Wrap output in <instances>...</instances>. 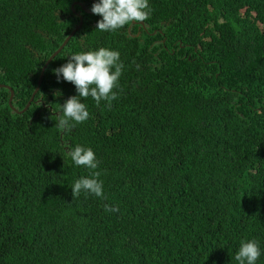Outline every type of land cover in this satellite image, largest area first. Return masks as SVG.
Listing matches in <instances>:
<instances>
[{
    "label": "trees",
    "instance_id": "obj_1",
    "mask_svg": "<svg viewBox=\"0 0 264 264\" xmlns=\"http://www.w3.org/2000/svg\"><path fill=\"white\" fill-rule=\"evenodd\" d=\"M92 4L0 0V84L23 92L14 112L0 88V264H237L253 238L264 264V0H149L129 32L96 31ZM76 12L41 84L60 103L24 110ZM101 47L124 65L118 99L83 100L89 118L62 132L76 91L53 70ZM76 145L95 153L104 198L72 199L89 174L65 155Z\"/></svg>",
    "mask_w": 264,
    "mask_h": 264
},
{
    "label": "clouds",
    "instance_id": "obj_2",
    "mask_svg": "<svg viewBox=\"0 0 264 264\" xmlns=\"http://www.w3.org/2000/svg\"><path fill=\"white\" fill-rule=\"evenodd\" d=\"M91 13L100 16L96 23V31L116 32L126 25L143 22L149 18L151 8L149 0H98L92 4ZM58 50V49H57ZM56 50V51H57ZM123 63L118 51L108 48L80 51L68 57L66 63L53 70V74L75 87L76 95L70 96L62 105H59V115L54 116L55 127L62 132H69L77 124L89 118L87 105L83 100L91 97L97 105L105 101L106 107L118 99L116 91L122 75ZM7 86V85H6ZM7 90V89H6ZM9 93V92H8ZM43 102L44 94L38 93ZM56 96L61 93L57 91ZM11 109V107H9ZM66 156L78 167L89 170L88 176L76 179L71 187L72 199L84 192L99 198H104L103 182L99 179L101 173L96 171L99 161L91 148L81 145L70 147ZM106 211H117L115 207L105 206ZM261 256V249L257 239L241 240L238 251L234 255L237 264H256Z\"/></svg>",
    "mask_w": 264,
    "mask_h": 264
},
{
    "label": "flooded vegetation",
    "instance_id": "obj_3",
    "mask_svg": "<svg viewBox=\"0 0 264 264\" xmlns=\"http://www.w3.org/2000/svg\"><path fill=\"white\" fill-rule=\"evenodd\" d=\"M91 1H92V3L98 2V0H91ZM89 11H90V10H89ZM90 12H91V11H90ZM77 18H78V19H77ZM67 19H69V17L65 18V20H67ZM70 19L72 20V24H71V26H70V32H69L68 35H66V36L64 37V40H63V42L61 43V45L66 41V39L69 37L70 34L73 33V35H74L76 32L81 31V30H80V27H81V25H82V17H81V15H78L77 12H76V14L74 13V16H72ZM76 19H77V20H76ZM77 21L79 22L78 24H76ZM68 40H69V39H68ZM68 40L66 41V43L68 42ZM43 43H45V42H43ZM66 43H65V45H64L63 47L66 46ZM61 45H60V46H61ZM60 46H59V47H60ZM63 47H62V48H63ZM62 48H61V50H62ZM61 50L58 51V52L55 51L54 53H52V54H51L50 56H48L47 58H45V57H44V54L41 53V55L39 56V58L41 57V58H44V59H46V60L44 61V64H43V66H42V68H41V72H40V74H39V78H38V81H37V85L35 86L34 90L32 91V94H31V96H30V97H32V95L34 94L32 100L35 102V105H39V106H41L42 108L48 107L49 110H52V106H51V104H52V101H53V100H54L56 103H57V102L60 103L59 99H60L61 96H56V95H55L56 92H52L51 90H45L44 87L41 88V84H42V80H43V77H44L43 74H44L45 70L48 68V66H49V64L52 62V60H53L57 55H59V53L61 52ZM53 54H56V55L52 56ZM0 77H1V75H0ZM40 78H41V80H40ZM0 80H2V79L0 78ZM39 80H40V82H39ZM0 85H3V84H0ZM14 88H16V87H14ZM14 88H13V89H14ZM17 92L20 93V94H23V92H21V91H19V90H16V93L13 95V98H12L13 103H14V107H15V109L17 110V112H19V110L17 109V106H19V105H18L19 102H18L17 100H19V99H15V98H16V94H17ZM41 92L44 94V97H45V99H44L43 102L38 101V100L40 99V96H39L38 93H41ZM53 94H54V95H53ZM52 96H53V98H52ZM9 98H10V93L8 94V98H7V104H8V106H9V103H8ZM9 107H10V106H9ZM13 111L16 112L15 110H13ZM56 113H57V112H56Z\"/></svg>",
    "mask_w": 264,
    "mask_h": 264
},
{
    "label": "water",
    "instance_id": "obj_4",
    "mask_svg": "<svg viewBox=\"0 0 264 264\" xmlns=\"http://www.w3.org/2000/svg\"><path fill=\"white\" fill-rule=\"evenodd\" d=\"M82 8H84L85 9V6L83 5V4H79ZM87 11V10H86ZM140 24L142 25V22H140ZM131 27H132V24L128 27V32L130 31V29H131ZM73 34V33H72ZM71 34V35H72ZM70 35V36H71ZM69 36V37H70ZM69 37L66 39V41L69 39ZM66 41L58 48V50H57V52L65 45V43H66ZM54 55H56V54H53L52 56H54ZM40 80H41V78H40ZM40 80H39V82H40ZM0 88H5V89H7V91L10 93V98H13V95H14V92H13V90L8 86H6V85H0ZM33 96H34V94L32 95V97H31V99L29 100V102L26 104V106H25V108H24V110L25 109H27L28 108V106L30 105V102L32 101V99H33ZM10 98H9V100H10ZM9 100H8V103H9ZM9 105H10V103H9ZM11 110L13 111V108L11 107ZM16 112H17V110H15Z\"/></svg>",
    "mask_w": 264,
    "mask_h": 264
},
{
    "label": "rangeland",
    "instance_id": "obj_5",
    "mask_svg": "<svg viewBox=\"0 0 264 264\" xmlns=\"http://www.w3.org/2000/svg\"><path fill=\"white\" fill-rule=\"evenodd\" d=\"M8 86L10 87V85H7V87H8ZM10 88H11V87H10ZM9 103H10V105H9V106H10V107H12V108H13V110H16V109H15V107H14V103H13V100H12V98H10V100H9Z\"/></svg>",
    "mask_w": 264,
    "mask_h": 264
}]
</instances>
